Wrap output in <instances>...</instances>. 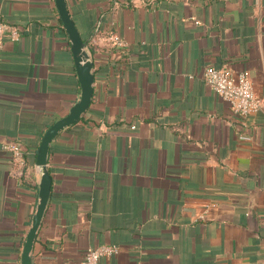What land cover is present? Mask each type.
Wrapping results in <instances>:
<instances>
[{
  "label": "crops",
  "instance_id": "crops-1",
  "mask_svg": "<svg viewBox=\"0 0 264 264\" xmlns=\"http://www.w3.org/2000/svg\"><path fill=\"white\" fill-rule=\"evenodd\" d=\"M94 95L52 140L32 264H264V0H67ZM21 28L0 52V264H22L39 202L37 149L81 86L55 0H0ZM116 33L122 46L108 39ZM247 71V116L204 79ZM15 143L25 164L13 166Z\"/></svg>",
  "mask_w": 264,
  "mask_h": 264
},
{
  "label": "water",
  "instance_id": "water-1",
  "mask_svg": "<svg viewBox=\"0 0 264 264\" xmlns=\"http://www.w3.org/2000/svg\"><path fill=\"white\" fill-rule=\"evenodd\" d=\"M55 5L69 38L70 49L81 86V95L65 116L57 119L46 129L38 146L36 163L41 169L39 202L36 212L32 217L31 226L25 237L21 257L22 264H32L31 252L51 194L52 182L47 168L50 144L63 128L75 124L81 119L83 113L89 108L94 95V61L88 51V40L81 36L68 9L67 0H55Z\"/></svg>",
  "mask_w": 264,
  "mask_h": 264
},
{
  "label": "built area",
  "instance_id": "built-area-1",
  "mask_svg": "<svg viewBox=\"0 0 264 264\" xmlns=\"http://www.w3.org/2000/svg\"><path fill=\"white\" fill-rule=\"evenodd\" d=\"M21 36V28L9 22L0 21V52L7 37L17 40ZM108 39L117 46L124 43L116 33H110ZM204 79L214 92L225 99L231 109L240 116H247L258 111L263 101L254 91L252 80L247 71H233L229 66H209L204 72ZM10 152L13 166H23L25 158L21 149L15 143L4 145ZM119 248L113 244H103L87 249L83 264H99V259L117 253Z\"/></svg>",
  "mask_w": 264,
  "mask_h": 264
}]
</instances>
